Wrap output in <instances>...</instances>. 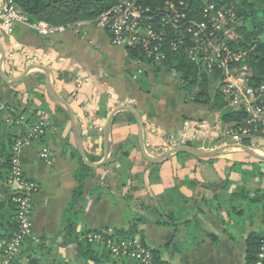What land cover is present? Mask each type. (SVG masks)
Here are the masks:
<instances>
[{"label": "crops", "instance_id": "crops-1", "mask_svg": "<svg viewBox=\"0 0 264 264\" xmlns=\"http://www.w3.org/2000/svg\"><path fill=\"white\" fill-rule=\"evenodd\" d=\"M5 20L0 9V40L6 48L4 69L11 67L7 55L13 49L33 52L38 56L37 62L33 63L49 67L53 88L71 104L89 155L104 158V126L109 114L119 105H132L142 115L145 145L151 155L167 150V135L179 131L188 122L203 120L214 124L220 120V112L212 107L185 102L176 73L172 76L155 72L152 64L132 58L128 48L115 44L111 34L98 21L79 22L64 27L63 31L44 35L40 28L49 25L45 22H12L11 31L7 32ZM16 59L18 66L11 76L20 75L31 64L24 63L20 52ZM141 74L144 77H140ZM141 79L147 89L143 88ZM0 101L20 108L30 105L39 115L40 110L48 111L45 141L26 146L20 159L25 174L39 184V191L32 200V233L35 236L56 235L77 186L73 174L79 162L71 156L66 145L69 141L75 146L70 117L59 109L61 104L49 94L46 74L39 68L29 70L18 83L6 82L0 77ZM129 113L119 111L115 114L108 161L95 168L100 174L96 178L93 174L88 184L93 189L100 183L108 192L99 198L95 194L80 216L89 229L99 230L126 226L129 215H144L148 218L145 228L148 244L159 249L171 240L174 229L155 224V202L174 186V172L184 176L189 168L180 165L183 157L172 155L161 162L160 180L150 182V168L138 142V125L131 121ZM44 146L50 150L51 162L41 157ZM125 152L129 156H125ZM238 152L221 153L200 163L199 184L195 187L182 184L180 190L189 198L188 204L193 205V201L202 204V210L194 211L189 207L190 217L198 220L202 232L199 241L192 240L193 244L188 248L187 225L182 223L180 242L187 250L176 254L165 251V260L172 264L245 263L246 237L263 229L262 217L254 225H248L245 233L230 231L238 236L233 239L221 220V217L227 218L226 214L218 215L201 202L205 198L212 199L215 189L227 178H241L239 173L235 174L234 163L243 162L242 169L252 168L253 164L247 165L248 159ZM127 157L133 163L130 168L124 167ZM261 167L264 169V165ZM123 181L127 185L122 184ZM250 184L258 186L255 181ZM134 185H141L142 189L128 200L125 193ZM260 186L264 188V180ZM208 233L218 235L219 239L214 242Z\"/></svg>", "mask_w": 264, "mask_h": 264}, {"label": "trees", "instance_id": "trees-1", "mask_svg": "<svg viewBox=\"0 0 264 264\" xmlns=\"http://www.w3.org/2000/svg\"><path fill=\"white\" fill-rule=\"evenodd\" d=\"M21 12L26 16L28 22H45L51 26H71L79 22H96L100 17L108 13L120 0H15ZM225 6L236 15L235 22L229 26V45L234 51L246 52L247 59L251 66L252 82L255 86L264 85V0H142L144 8L151 10L155 24L160 23L164 16H172L174 11L184 14V23L181 26L186 38L178 45L177 50H172L168 45L164 47L166 59L161 62H153L145 57L142 50L128 48V54L132 58H142L147 64H152L155 72H162L169 75L177 74L179 77L178 88L186 103L204 104L220 112L223 122H242L247 117L245 110H232L227 107L224 94L216 83L218 73H210L208 67L190 57L189 51L192 47L190 35L184 30L190 22H201L205 20L204 9L210 4ZM173 4L174 8H170ZM189 22V23H187ZM168 40L175 36L173 30L167 27ZM177 38V37H175ZM168 43V41H166ZM140 77H144L142 74ZM141 84L147 89V84ZM5 108L0 110V242L8 244L21 230V223L18 219L19 204L15 201L18 193L8 185V179L12 172L14 146L19 133L27 134L31 127L38 121L37 109L30 105L20 108L16 105L4 103ZM59 109L69 117L64 107ZM8 116V117H7ZM130 119L136 122L133 114L129 113ZM5 117V118H4ZM7 118L12 121L8 122ZM24 117V118H22ZM37 120V121H36ZM47 130V127L45 128ZM45 133L34 139L35 142L43 143ZM247 145L248 142H245ZM66 145L71 149V156L79 162V167L73 177L77 186L61 222V227L56 235L43 234L35 236L31 232L24 237L20 250L13 255L8 264H144L141 260L132 258L129 254H120L115 257L112 249L100 242L91 241L90 235L96 234L97 230L89 229L86 221L80 216V212L87 207L96 194L97 198L108 190L103 185L95 184L92 189L88 184L91 182L95 168L84 164L76 146L67 141ZM216 144L207 145L215 147ZM180 165L184 169L189 168L184 176L175 171L174 186L167 189L161 198L155 202V224L160 226L173 227L174 233L169 242L161 248H150L146 237V224L148 218L141 214H132L127 217V225L113 227V232L108 233L109 228L101 229L105 237L111 238L117 244L124 241L135 240L137 237L150 251L151 264H172L164 259V252L182 253L187 250L180 242L181 224L187 225L188 243L190 248L192 240L199 241V234L202 232L201 225L196 218L190 217L189 207L192 210H202L201 203L189 205V198L181 192L182 184L195 187L200 182L198 165L211 158H201L188 153L176 154ZM125 156H129L125 152ZM89 159L96 161L95 157L88 155ZM187 159V160H186ZM262 160L253 162L252 168L242 169L243 163L238 162L241 178L233 180L227 178L222 185L214 191L212 199H203V205H207L212 212L225 213L227 218L221 217L225 225V231L230 233L233 239L238 236L230 231L238 233L247 232L248 225H254L261 216L263 229L249 233L245 240L246 252L244 264H257L264 257V188L260 185L264 180V169L260 166ZM127 163V164H126ZM124 167L130 168L132 161L128 159ZM150 168V182L159 181V168L161 162L152 163L147 161ZM234 168V167H233ZM257 182L258 186L253 187L250 183ZM126 182L123 181L122 184ZM141 185H134L128 188L125 197L131 200L135 192L141 190ZM100 233V232H99ZM208 236L216 242L219 237L216 234L208 233ZM49 243L67 249L71 257L70 261L50 262L45 256L52 250ZM56 243V244H55ZM4 253L0 249V256Z\"/></svg>", "mask_w": 264, "mask_h": 264}, {"label": "built area", "instance_id": "built-area-1", "mask_svg": "<svg viewBox=\"0 0 264 264\" xmlns=\"http://www.w3.org/2000/svg\"><path fill=\"white\" fill-rule=\"evenodd\" d=\"M170 8L173 9L174 5L171 4ZM0 9L6 19L7 32L11 31L10 25L12 22H28L15 0H0ZM218 11L219 9L215 5H210L204 9L205 20L201 22L191 21L190 25L184 28L192 41L189 55L195 61L206 65L210 73L216 71L220 73L219 79H217L218 87L224 94L227 107L232 110H245L248 115L240 123H226L221 118L214 124L203 120L188 122L179 131H173L167 135L165 149H171L179 145H190L193 142L212 143L219 139H222L220 141H226L225 139L231 138L235 144L248 142V145L258 153L259 151L264 153V85L255 86L253 84L251 66L249 62L246 63L247 60L244 58L246 53L233 52L234 50L229 45V40L232 37L228 36V29L235 22L236 15L232 10H229L226 19L228 21L222 26V20L215 16ZM150 12L149 8H144L142 0L136 2L121 0L108 13L103 14L98 22L108 30L115 44L126 48H138L142 50L146 58L159 63L167 56L164 47L168 45L172 50H177L178 45L186 38L181 28L183 24H186L183 21L185 15L174 11L171 17L164 16L161 18L160 23L155 24L153 22L154 17ZM167 27L173 30L174 36L177 38L174 37L168 40ZM63 30L64 26L48 25L40 28V32L44 35ZM18 52L21 53L24 63L37 62L38 56L33 52L10 50L7 57L11 67L6 70L10 76L18 66L16 59ZM138 59L142 60L140 57ZM3 108H5V104L0 101V110ZM46 125L47 118L43 115L27 134L17 139L14 146L13 167L7 185L18 193L15 201L19 204L18 219L21 223V230L14 245L9 247L11 250L15 247L17 249L21 240L32 232L29 219L32 208L31 195L39 189L37 183L28 180L23 174L20 160L21 150L34 143V139L44 134ZM41 157L46 162H50L51 153L45 146L41 150ZM110 246L112 250L118 252L119 249L128 248L129 245L126 243L119 245L115 242ZM133 246L139 249V246ZM143 250L146 254L142 260L143 263L151 264L150 252L148 253L146 247ZM10 251L5 250L3 261L5 264H8L14 255ZM260 257H264V253H261ZM0 264L3 263L0 262ZM257 264L263 263L258 261Z\"/></svg>", "mask_w": 264, "mask_h": 264}, {"label": "water", "instance_id": "water-1", "mask_svg": "<svg viewBox=\"0 0 264 264\" xmlns=\"http://www.w3.org/2000/svg\"><path fill=\"white\" fill-rule=\"evenodd\" d=\"M5 55H6V48H5L4 44L2 43V41L0 40V77L2 80L6 81V82L18 83L25 77V75L27 74V72L29 70L34 69V68H39L45 72L47 90H48L49 94L51 95V97L53 99H55L56 101H58L67 111V113L70 117L71 123H72L73 135L75 138L76 147L79 151V154H80L84 164L87 165L88 167L98 168V167L104 165L105 163H107L108 158H109V143H110L111 127H112L114 116L119 111H128L134 115L136 122H137V125H138L139 146H140V149H141V152H142L144 158L149 162L159 163V162H162L163 160L167 159L168 157H170L172 155H176L178 153H188V154L194 155L196 157L211 158V157H216L219 154L225 152L226 150L233 149V148L240 149V150L244 151L245 153H248L249 155L255 157L256 159L264 161V155L258 153L252 147L247 146V145L232 144V143L222 145L219 147H215V148L210 149V150H206L203 148H197V147H191V146H187V145H179V146L173 147L171 149H167L165 151H162L159 155H151L147 151L146 145H145V131H144L145 130V124H144V120H143L142 115L132 105H119L109 114L107 121L105 123V126H104V158L101 161L93 162L89 159V157L87 155V151H86L84 144H83L81 127H80V124L78 123V121L76 119L75 112H74L71 104L65 98H63L61 95H59L55 91V89L53 88V85L51 82L49 67H47L46 65H43V64L31 63L27 66L25 71H23L20 75L10 76L6 72V70L4 69V66H3Z\"/></svg>", "mask_w": 264, "mask_h": 264}, {"label": "rangeland", "instance_id": "rangeland-1", "mask_svg": "<svg viewBox=\"0 0 264 264\" xmlns=\"http://www.w3.org/2000/svg\"><path fill=\"white\" fill-rule=\"evenodd\" d=\"M121 1V0H120ZM137 0H132V2H136ZM210 5H215L218 9H219V11L217 12V13H215V16L217 17V18H219L220 20H222L221 21V25L223 26L224 25V23L226 22V21H228V20H226L227 18H228V15H229V10L230 9H224L225 8V6H218V5H216V4H210ZM210 5H208V6H210ZM208 6H205V7H208ZM112 9V8H111ZM110 9V10H111ZM233 52H236V53H238V51H233ZM240 52H243V51H240ZM246 53V52H245ZM244 58H246V63H248L249 61H248V59H247V56H246V54L244 55ZM218 71H216V72H214V74H216ZM218 76H220V73H218L217 74ZM174 78H176L177 80H178V77L175 75L174 76ZM217 79H219V78H215V80H214V83H216L217 85H219V83H218V80ZM3 103V102H2ZM62 106V105H61ZM63 107V106H62ZM47 110V109H46ZM41 112H39V113H41L40 115L39 114H37L38 115V120L40 119V117L41 116H43V115H45V116H47L48 115V111H44V110H40ZM8 117V116H7ZM6 117V119H7V121L8 122H11L12 120L10 119V118H7ZM48 117V116H47ZM5 118V117H4ZM37 121V120H36ZM37 123V122H36ZM227 123H230V122H227ZM19 135L20 136H22V135H25L24 134V132H20L19 133ZM19 136V137H20ZM220 140H222V139H219V140H216V141H214V142H212V143H209V142H193V143H190V145H187V146H191V147H197V148H199V147H201V146H203V145H205V146H203L202 148H205L206 150H210V149H213V148H215V147H208L207 145H212V144H218V145H216V147H219V146H222V145H226V144H229V143H232V144H235L234 142H233V140L231 139V138H227V139H225L226 141H220ZM71 141H72V138H71ZM242 145H247L245 142H242L241 143ZM75 146H76V144H75ZM247 146H249V145H247ZM69 148V147H68ZM77 148V147H76ZM24 149V148H23ZM22 149V150H23ZM70 149V148H69ZM22 150H21V152H22ZM71 150V149H70ZM228 151V152H227ZM240 152V154L243 156V157H246L245 159H248V160H246L247 161V165H249V166H251L252 165V163L253 162H255L256 163V161H258L259 159H256L255 157H253V156H251V155H249L248 153H243V151L242 150H240V149H236V148H233V149H229V150H226L225 152H223V153H236V152ZM238 152V153H239ZM259 153L260 154H262V155H264V153L263 152H260L259 151ZM87 155H89L88 153H87ZM220 155V154H219ZM92 156V155H91ZM92 157H95V156H92ZM96 159H98V160H96V161H93V162H98L99 160H101V158H99V157H95ZM213 159V158H212ZM212 159H208V160H212ZM21 160V159H20ZM208 160H206V161H208ZM52 161V159H50V162ZM92 161V160H91ZM237 163L238 162H236V163H234V165H233V169L236 171L235 172V174L236 173H239L240 175H241V171H239V165H237ZM241 163H243V162H241ZM245 163V162H244ZM262 165H264V163H261L260 162V166H262ZM242 168V167H241ZM23 171H24V169H23ZM24 174V176H25V178H27L28 180H30V181H33V182H35V183H37L36 181H34V180H32V179H30L26 174H25V172L23 173ZM100 174V172L98 171V172H94V176H95V178L96 177H98V175ZM7 184H8V182H7ZM38 184V183H37ZM39 185V184H38ZM11 188V187H10ZM12 189V188H11ZM39 191V189L35 192V193H37ZM35 193L34 194H32L31 196H32V200H33V196L35 195ZM32 214H33V206H32V208H31V212L29 213V219H30V222H31V224H32ZM113 228H109V230H108V233H112L113 232V230H112ZM31 230H32V228H31ZM100 232V233H99ZM102 232V230L101 229H99V230H97V232H96V234H92V235H90V238H91V241H97V242H100L102 245H107V247L109 246L111 249H112V247L110 246V245H113V244H115V241H113V240H111V238H107V237H105V235L104 234H108V233H101ZM17 236L18 235H16L11 241H8L7 243L8 244H4V242H0V249H2L3 251H4V253L0 256V262L1 263H3V264H5L3 261H4V255H5V250H7V251H10L11 249L9 248L10 246H12V245H14V242L17 240ZM24 240V238L21 240V243H22V241ZM21 243H20V245L19 246H17V249H16V247L15 248H13L10 252L11 253H14V254H16L19 250H20V248H21ZM123 243H126V244H128L129 246H128V248H130L129 250H128V252H126V250L128 249V248H125V249H119L118 250V252H115L114 250H112V253H114V256L115 257H120L121 255L120 254H129L132 258H134V259H137V260H141V262H143L142 260L144 259V257L146 256V254H144L145 252H143L144 250H143V248H145V246H143V244H142V241L137 237L135 240H127V241H124V242H122L121 244H123ZM50 244V246L52 247V250H50V252L49 253H47V251L45 250V256H46V258L50 261V262H56V261H70L71 260V257H70V255H69V252H68V250L67 249H64V248H62V247H58V246H56V245H54L53 243H49ZM56 244V243H55ZM133 245H137V246H139V249H137V248H135ZM149 245V244H148ZM143 247V248H142ZM150 247V246H149ZM151 248V247H150ZM10 249V250H9ZM150 251H149V249H148V253H149ZM134 254V255H133ZM139 254H141V256H139ZM7 255H8V253H7ZM148 255V254H147ZM150 262H151V258H150Z\"/></svg>", "mask_w": 264, "mask_h": 264}]
</instances>
